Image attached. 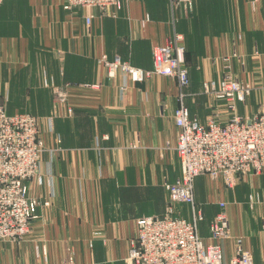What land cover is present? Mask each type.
<instances>
[{
	"label": "crops",
	"instance_id": "obj_1",
	"mask_svg": "<svg viewBox=\"0 0 264 264\" xmlns=\"http://www.w3.org/2000/svg\"><path fill=\"white\" fill-rule=\"evenodd\" d=\"M63 2L0 4V104L8 113L36 115L45 148L43 183L28 181L39 201L36 217L20 243L0 239V264H125L135 218L166 209L165 186L180 177L177 83L157 74L142 81L121 72L107 77L102 55L150 69L152 48L176 31L183 37L184 103L192 117H229L224 102L202 93L204 80L225 76L254 85L236 104L239 115L264 110V0H191L190 7L121 0L116 14L111 6L66 10ZM53 87L66 92L70 113L55 102ZM193 195L202 212L201 236L224 202L229 236L221 241L223 262L233 255L236 237L255 261L264 257V167L232 187L198 175ZM176 210L190 218L187 205Z\"/></svg>",
	"mask_w": 264,
	"mask_h": 264
},
{
	"label": "built area",
	"instance_id": "obj_2",
	"mask_svg": "<svg viewBox=\"0 0 264 264\" xmlns=\"http://www.w3.org/2000/svg\"><path fill=\"white\" fill-rule=\"evenodd\" d=\"M5 0H0V4ZM174 6L191 0H168ZM63 8H103L111 6L114 14L121 0H64ZM91 16L85 18L88 23ZM183 37L174 31L163 44L152 48V67L143 69L119 56L102 55L99 62L107 77L117 72L133 81H142L152 74L174 78L178 86V106L173 113L177 128L175 151L180 164V177L167 183L168 204L161 215H142L134 220V233L129 239L125 264H264V257L255 261L250 251L236 237L233 255L223 262L221 241L229 236V221L224 202L209 222L207 236L198 232L202 214L193 195L196 176L205 174L221 179L232 187L242 175L256 174L264 167V110L251 116L237 113L236 104L244 102L254 89L251 83L225 76L219 81L204 80L202 93L226 104L230 115L219 121L215 114L204 122L192 117L184 103V88L189 83L184 63ZM261 86L264 88V73ZM126 83L120 89L124 91ZM55 102L67 104L66 92L53 87ZM67 113L71 112L66 105ZM51 127L52 118H47ZM49 129L51 130V128ZM45 151L38 117L30 112L8 113L0 104V239L20 243L36 217L38 199L29 192V179L43 183L40 175L41 156ZM48 185L50 183L48 182ZM47 201L44 202V204ZM173 203L189 207L190 218L176 213ZM38 253V247H36ZM44 252L42 253V255ZM66 264V263H63Z\"/></svg>",
	"mask_w": 264,
	"mask_h": 264
},
{
	"label": "rangeland",
	"instance_id": "obj_3",
	"mask_svg": "<svg viewBox=\"0 0 264 264\" xmlns=\"http://www.w3.org/2000/svg\"><path fill=\"white\" fill-rule=\"evenodd\" d=\"M177 33H178V32H177ZM42 131H43V129L40 127V133H41V136H42V134H43V132H42ZM179 204H181V203H173V205H172V206H173V207H174V209L176 210V206H177V205H179ZM197 208H198V207H197ZM198 209H199V208H198ZM199 210H200V209H199ZM176 211H177V210H176ZM200 212H201V210H200ZM201 214H202V212H201Z\"/></svg>",
	"mask_w": 264,
	"mask_h": 264
}]
</instances>
